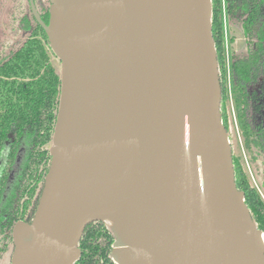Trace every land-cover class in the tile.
<instances>
[{
	"label": "water",
	"instance_id": "obj_1",
	"mask_svg": "<svg viewBox=\"0 0 264 264\" xmlns=\"http://www.w3.org/2000/svg\"><path fill=\"white\" fill-rule=\"evenodd\" d=\"M40 21L61 61L60 105L11 264H75L87 225L107 223L93 204L120 201L125 237L107 223L118 264H264L222 118L212 0H52ZM105 81L91 100L88 84Z\"/></svg>",
	"mask_w": 264,
	"mask_h": 264
},
{
	"label": "trees",
	"instance_id": "obj_2",
	"mask_svg": "<svg viewBox=\"0 0 264 264\" xmlns=\"http://www.w3.org/2000/svg\"><path fill=\"white\" fill-rule=\"evenodd\" d=\"M17 1H11L8 12L18 20L20 36L14 40L0 36V264L13 252L14 225L19 220L31 222L34 218L52 159L62 87L61 72L53 62V56L57 55L40 21L49 24L51 5L38 13L39 19L30 0H26L25 7L23 0ZM8 2L1 0L0 14ZM16 2L20 5L19 15L14 11ZM225 16L242 22L248 43L247 54L233 56L230 69L239 127L246 145L254 143L264 154V0H212V31L222 86L221 111L228 129ZM23 145L27 147L25 159L7 194L10 172ZM234 167L237 186L244 192L246 203L264 233V200L236 157ZM115 240L106 222L92 221L80 240L82 254L75 264H118L111 256Z\"/></svg>",
	"mask_w": 264,
	"mask_h": 264
},
{
	"label": "rangeland",
	"instance_id": "obj_3",
	"mask_svg": "<svg viewBox=\"0 0 264 264\" xmlns=\"http://www.w3.org/2000/svg\"><path fill=\"white\" fill-rule=\"evenodd\" d=\"M51 1L52 0H34L33 7H35V11L39 13L44 7H46V5H51ZM17 2L15 5L16 8L14 9L15 15L20 14V8H18L19 4H17ZM10 6L11 0H9L6 7L0 14V36L1 38L5 36L6 38L14 40L20 36V30L18 27V20H16L14 16L9 14L8 12ZM225 21L229 88V97L226 100V113L233 158L236 157L240 160L242 167L249 178L250 183L254 187H256V189L264 200V154L255 144L252 143L250 146H247L245 143L244 136L236 122L237 119L235 116V107L232 92L233 86L230 78V68L233 56H245L248 52V43L246 41L241 21L230 20L227 16ZM1 38L0 40H2ZM53 62L57 70L61 72L60 59L57 56H53ZM26 152L27 147L23 145L18 153V157L14 163L13 169L10 172L7 194L9 193L11 185L13 184L15 178L21 170ZM4 158H6V153L4 154L2 161H4ZM11 257L12 254L6 255L5 258L2 260L1 264H11Z\"/></svg>",
	"mask_w": 264,
	"mask_h": 264
},
{
	"label": "bare ground",
	"instance_id": "obj_4",
	"mask_svg": "<svg viewBox=\"0 0 264 264\" xmlns=\"http://www.w3.org/2000/svg\"><path fill=\"white\" fill-rule=\"evenodd\" d=\"M53 28L56 29V21L53 20ZM106 81L102 84L100 90H96L91 82L87 86V96L95 101L100 102L102 99V89L105 86ZM103 171L105 172V183L112 185L117 182L119 178V171L109 166L103 165ZM93 213L106 218L109 225L113 226L121 235L125 237V218L122 203H98L92 206Z\"/></svg>",
	"mask_w": 264,
	"mask_h": 264
},
{
	"label": "flooded vegetation",
	"instance_id": "obj_5",
	"mask_svg": "<svg viewBox=\"0 0 264 264\" xmlns=\"http://www.w3.org/2000/svg\"><path fill=\"white\" fill-rule=\"evenodd\" d=\"M12 1V0H11ZM15 1H17V0H15ZM31 1V0H30ZM23 2L25 3V5H24V7L26 6V4H27V1L26 0H23ZM231 69V68H230ZM231 78V77H230ZM232 92H233V89H232ZM233 102H234V97H233ZM234 107H235V104H234ZM235 116H236V119H237V125H238V127H239V123H238V116H237V111H236V107H235ZM264 113V112H263ZM263 122H264V118H263ZM240 128V127H239ZM242 132V131H241ZM245 140V139H244ZM254 144V143H253ZM257 146V145H256ZM258 147V146H257ZM259 148V147H258ZM260 149V148H259ZM260 151H261V149H260ZM262 152V151H261ZM263 153V152H262Z\"/></svg>",
	"mask_w": 264,
	"mask_h": 264
},
{
	"label": "crops",
	"instance_id": "obj_6",
	"mask_svg": "<svg viewBox=\"0 0 264 264\" xmlns=\"http://www.w3.org/2000/svg\"><path fill=\"white\" fill-rule=\"evenodd\" d=\"M225 24H226V21H225ZM225 35H226V28H225Z\"/></svg>",
	"mask_w": 264,
	"mask_h": 264
},
{
	"label": "built area",
	"instance_id": "obj_7",
	"mask_svg": "<svg viewBox=\"0 0 264 264\" xmlns=\"http://www.w3.org/2000/svg\"><path fill=\"white\" fill-rule=\"evenodd\" d=\"M226 15V14H225ZM225 19H226V16H225Z\"/></svg>",
	"mask_w": 264,
	"mask_h": 264
}]
</instances>
